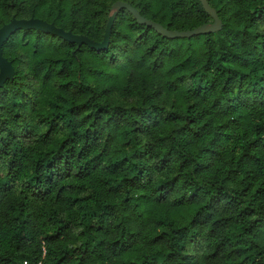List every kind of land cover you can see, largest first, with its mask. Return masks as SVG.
<instances>
[{"label":"trees","instance_id":"obj_1","mask_svg":"<svg viewBox=\"0 0 264 264\" xmlns=\"http://www.w3.org/2000/svg\"><path fill=\"white\" fill-rule=\"evenodd\" d=\"M116 0H0L101 41ZM166 29L200 0H123ZM171 37L121 8L95 49L2 44L0 264H264V0H207Z\"/></svg>","mask_w":264,"mask_h":264},{"label":"water","instance_id":"obj_2","mask_svg":"<svg viewBox=\"0 0 264 264\" xmlns=\"http://www.w3.org/2000/svg\"><path fill=\"white\" fill-rule=\"evenodd\" d=\"M203 8L206 12L212 17V22L204 23L198 25L194 28L186 29V30H176V29H166L161 24L147 19L141 16L138 11L132 7L129 3L123 0H116L111 4V7L108 12V17L105 24V29L103 33V37L101 41H96L85 34L73 33L70 30H65L62 27L56 26L53 22H48L45 19L39 17H12L9 21L3 23L0 26V86L3 85L4 81L13 75L14 69L11 62L2 54V44L8 37L17 29H26V28H35L42 30L44 32H48L51 34H55L62 38H65L70 41L77 42L78 44H87L90 47L95 49L104 48L109 40L110 28L112 22L117 14V12L121 8H127L141 23H146L162 32L165 35L175 37V36H190L199 33L216 31L221 27V21L218 17L215 9L208 3L207 0H200Z\"/></svg>","mask_w":264,"mask_h":264}]
</instances>
